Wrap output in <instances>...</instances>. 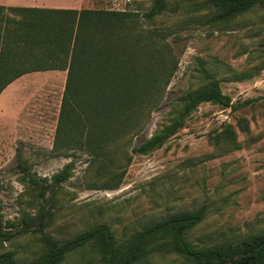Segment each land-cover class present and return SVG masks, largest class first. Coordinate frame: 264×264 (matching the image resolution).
<instances>
[{"label":"rangeland","instance_id":"1","mask_svg":"<svg viewBox=\"0 0 264 264\" xmlns=\"http://www.w3.org/2000/svg\"><path fill=\"white\" fill-rule=\"evenodd\" d=\"M151 2L84 0L82 6L133 14V34L152 30L165 44L164 50L145 39L134 45L129 35L115 42L149 84L141 96L160 100L131 142L125 118L114 119L112 157L92 160L83 149L53 148L65 82L60 71L29 72L0 92V253L10 252L17 263L43 252L42 235L61 242L102 223L117 236L185 210H203L185 233L195 246L264 231V5L217 21L201 1L165 0L147 21L141 14ZM202 69L218 79L232 104L201 102L160 146L130 152L168 123L179 95L203 83ZM225 123L234 127L236 140L216 144L211 137ZM66 165L65 178L56 181ZM41 213L42 231L36 224ZM94 261L84 247L60 264ZM136 264L188 262L167 252Z\"/></svg>","mask_w":264,"mask_h":264},{"label":"trees","instance_id":"2","mask_svg":"<svg viewBox=\"0 0 264 264\" xmlns=\"http://www.w3.org/2000/svg\"><path fill=\"white\" fill-rule=\"evenodd\" d=\"M192 1L205 3L213 10L211 19L217 21L229 20L255 5H264V0ZM164 4L165 0H152L141 16L151 21ZM136 23L133 14L123 10L0 5V92L21 74L65 70L53 148L83 149L92 160L112 157L110 145L116 137L110 126H115L114 119L125 118L126 140L131 142L160 100L141 96L149 85L147 80L136 76L137 69L130 55L127 57V51L115 47V42L129 35L134 45L145 39L150 46L165 49L161 33L148 30L143 36L133 34ZM202 80L200 86L173 101L168 123L131 146L130 152L144 153L160 146L184 125L201 102L232 104L210 72L202 69ZM211 138L216 144L233 143L236 131L230 123H225ZM68 167L58 173L56 181L65 178ZM34 182L37 184L35 179ZM39 192L43 198L44 190L41 188ZM202 217V209L178 211L133 226L117 236L102 223L61 242L42 235L45 248L35 258L17 263L10 252H1L0 264H60L68 253L84 247H90L94 253L93 264H136L150 253L167 252L181 255L188 264H264V231L222 238L201 246L189 242L185 233ZM44 218L41 213L36 222L41 231Z\"/></svg>","mask_w":264,"mask_h":264},{"label":"crops","instance_id":"3","mask_svg":"<svg viewBox=\"0 0 264 264\" xmlns=\"http://www.w3.org/2000/svg\"><path fill=\"white\" fill-rule=\"evenodd\" d=\"M84 0H0V5L3 6H22V7H40V8H70V9H80L82 8ZM45 71H60L61 77L64 81L66 71L65 70H44ZM32 72H40V71H32ZM27 73L21 74L14 80H12L6 87H11L16 84L17 81L22 80ZM5 87V88H6ZM4 88V89H5ZM3 89V90H4Z\"/></svg>","mask_w":264,"mask_h":264}]
</instances>
